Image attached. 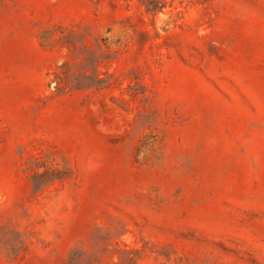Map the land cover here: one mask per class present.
Instances as JSON below:
<instances>
[{"label":"rangeland","instance_id":"374dc122","mask_svg":"<svg viewBox=\"0 0 264 264\" xmlns=\"http://www.w3.org/2000/svg\"><path fill=\"white\" fill-rule=\"evenodd\" d=\"M0 239L264 264V0H0Z\"/></svg>","mask_w":264,"mask_h":264},{"label":"trees","instance_id":"16d2710c","mask_svg":"<svg viewBox=\"0 0 264 264\" xmlns=\"http://www.w3.org/2000/svg\"><path fill=\"white\" fill-rule=\"evenodd\" d=\"M80 87L81 86L79 85V83H77L75 88H80ZM43 177L44 176L41 174L34 176L33 182H34V188L35 189H40L41 187H43L44 185H46L49 182L50 179L44 180ZM0 242H2V240Z\"/></svg>","mask_w":264,"mask_h":264}]
</instances>
